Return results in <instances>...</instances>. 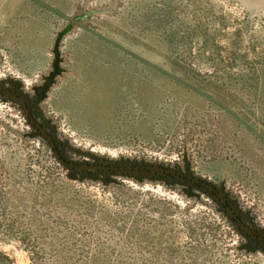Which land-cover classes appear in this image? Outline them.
<instances>
[{"label": "rangeland", "instance_id": "374dc122", "mask_svg": "<svg viewBox=\"0 0 264 264\" xmlns=\"http://www.w3.org/2000/svg\"><path fill=\"white\" fill-rule=\"evenodd\" d=\"M0 264H264V0H0ZM221 201H220V200Z\"/></svg>", "mask_w": 264, "mask_h": 264}, {"label": "water", "instance_id": "95a60500", "mask_svg": "<svg viewBox=\"0 0 264 264\" xmlns=\"http://www.w3.org/2000/svg\"><path fill=\"white\" fill-rule=\"evenodd\" d=\"M0 93H3L4 95L10 97L11 99H13L14 101H17L18 104L20 105V107L24 110L27 118L30 120L31 124L34 125L40 132L41 134L50 142L51 147L54 149V155L56 157V159L58 160V162L61 165H64L74 171H81V172H90V171H110V172H128V171H140V170H152V171H164L163 169L157 167V166H106V165H77L75 163H69L67 162L65 159H63L61 157V154L59 153V151L57 150V145L54 142L53 138L47 133V131L45 130V128L39 124L35 118L33 117L29 107L27 106L26 102L23 100V98H21L18 94H16L15 92H12L10 90H4L3 88H0ZM196 183L202 184V185H206L209 189H211L212 191L217 192V190L215 188H213L210 185H207L206 183L202 182L201 180L196 179L195 180ZM220 198H223V196L221 194H218ZM228 213L230 214V216L234 219H237V221H239V225L245 229L246 231H249V228L247 226L244 225L243 222H241L237 216L235 215L233 209L231 207L227 208Z\"/></svg>", "mask_w": 264, "mask_h": 264}, {"label": "flooded vegetation", "instance_id": "af4514ba", "mask_svg": "<svg viewBox=\"0 0 264 264\" xmlns=\"http://www.w3.org/2000/svg\"><path fill=\"white\" fill-rule=\"evenodd\" d=\"M5 90V89H4ZM11 91V90H10ZM12 92H14V91H12ZM16 93V92H15ZM0 94H3V93H0ZM16 94H18V93H16ZM4 95V94H3ZM19 95V94H18ZM4 96H6V95H4ZM20 96V95H19ZM6 97H8V96H6ZM21 97V96H20ZM9 99H11L10 97H8ZM13 102H16L17 103V106H19L20 107V105L18 104V102L17 101H14L13 99H11ZM27 104V106L29 107V109H30V111H31V113H32V115H33V117L35 118V120L39 123V124H41L44 128H45V130L47 131V133L53 138V140H54V142L56 143V145H57V150L59 151V149H58V147H59V142L57 141V139L55 138V137H53V135L51 134V132L49 131V129L42 123V121L39 119V118H37L36 117V115H35V111H34V108H33V106L31 105V104H29V103H26ZM21 108V107H20ZM22 109V108H21ZM22 112L25 114V112H24V110L22 109ZM25 116H26V114H25ZM26 119H27V121H28V123H29V125L30 126H34V125H32L31 124V122H30V120L27 118V116H26ZM35 127V126H34ZM35 129H36V131H38L40 134H41V132L35 127ZM42 135V134H41ZM43 136V135H42ZM44 137V136H43ZM45 138V137H44ZM46 139V138H45ZM46 142L49 144V147H50V149H51V151L53 152V155H54V149L51 147V145H50V142L46 139ZM59 153H60V151H59ZM61 154V153H60ZM61 157H62V155H61ZM54 158L56 159V157H55V155H54ZM63 158V157H62ZM63 159H65V158H63ZM57 160V159H56ZM66 160V159H65ZM58 161V160H57ZM67 161V160H66ZM67 162H69V161H67ZM59 163V162H58ZM69 163H75V162H69ZM60 164V163H59ZM75 164H77V163H75ZM61 165V164H60ZM77 165H79V164H77ZM88 165H94V164H88ZM99 165H102V164H99ZM64 166V165H63ZM106 166H113V165H110V164H106ZM114 166H119V165H114ZM138 166H148V165H138ZM149 166H154V165H149ZM66 167V166H65ZM158 167V166H157ZM66 168H68V167H66ZM159 168H161V169H163L164 171H152V170H140V172L139 173H144L145 171H149V172H156V173H162V175H173V176H179V177H181V178H185L186 180H189L190 182H191V184H195V185H198L199 186V188H203V189H206V190H209L210 192H212L213 194H214V196H216V197H218V198H220L219 197V195L218 194H221L220 192H219V190L217 189V187L215 186V185H212V184H210V183H208L207 181H204V180H202V179H199V178H196V177H191V176H188V175H186V173H183V172H180V171H175V170H172V169H168L167 167H159ZM69 170H72V169H70V168H68ZM72 171H74V170H72ZM75 172H78V171H75ZM92 173H93V171H91ZM99 172V171H98ZM100 172H105V173H111L110 171H100ZM134 172H138V171H134ZM151 174V173H150ZM196 179H198V180H201L202 182H204V183H206L207 185H210V186H212L213 188H215L216 190H217V192H215V191H212L211 189H209L206 185H202V184H199V183H196L195 182V180ZM190 184V185H191ZM220 199H223V198H220ZM219 199V200H220ZM221 201V200H220ZM221 204L223 205V208H224V212H225V214L227 213L228 214V216L233 220V221H235V223H236V225H237V227H239L240 229H242L243 231H245L246 233H249L250 235H253V236H255L256 238H258L260 241H262V242H264V236L262 235V234H260V233H258L257 231L256 232H254L252 229H251V227H250V225L249 224H247V223H245L239 216H238V214L235 212V210L233 209V207H232V205L230 204V203H228V201H227V199H226V201L225 200H222L221 201ZM228 207H231L232 209H233V211H234V213H235V215L237 216V218L241 221V222H243L244 223V225L245 226H247L248 228H249V230H250V232L249 231H246L245 229H243L240 225H239V221H237V219H234V218H232L231 216H230V214L228 213V211H227V208ZM250 242V241H249ZM259 250H263V249H259Z\"/></svg>", "mask_w": 264, "mask_h": 264}, {"label": "trees", "instance_id": "16d2710c", "mask_svg": "<svg viewBox=\"0 0 264 264\" xmlns=\"http://www.w3.org/2000/svg\"><path fill=\"white\" fill-rule=\"evenodd\" d=\"M0 102H10L14 105L17 106V103L16 102H13L11 99H9L8 97L4 96L3 94H0ZM31 130L34 132V135H36L37 137H39L40 139L46 141V139L38 132L36 131L35 127L34 126H30ZM59 144V143H58ZM61 155L63 158H65L67 161L69 162H74V160L67 155V153L65 152V150L63 148L58 147ZM54 156V155H53ZM62 168L66 169V170H69L68 168H66L65 166L61 165ZM105 173V172H104ZM143 173V172H142ZM144 173L146 174H150V173H153V172H149V171H145ZM153 174H157L158 176H162V173H156L154 172ZM168 178H172V179H182L184 180L185 182H188L189 184H191V182L189 180H186L185 178H181L179 177L178 175L177 176H173V175H164ZM192 186L194 187H199L198 185H195V184H191ZM233 209L235 210V212L238 214V216L245 222L248 224L247 220L245 217H243L239 211L234 207L232 206ZM226 216L228 217L230 223L235 227L237 228V230L241 233V235L246 238L248 241H250V244L254 247H256L257 249H263L264 250V242L260 241L258 238H256L255 236L253 235H250L249 233H246L245 231H243L242 229H240L239 227H237L235 221H233L229 216L228 214L226 213Z\"/></svg>", "mask_w": 264, "mask_h": 264}]
</instances>
